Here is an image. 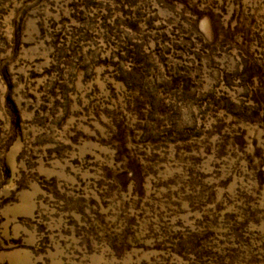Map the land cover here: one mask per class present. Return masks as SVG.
I'll use <instances>...</instances> for the list:
<instances>
[{"label": "rangeland", "instance_id": "374dc122", "mask_svg": "<svg viewBox=\"0 0 264 264\" xmlns=\"http://www.w3.org/2000/svg\"><path fill=\"white\" fill-rule=\"evenodd\" d=\"M0 264H264V0H0Z\"/></svg>", "mask_w": 264, "mask_h": 264}]
</instances>
